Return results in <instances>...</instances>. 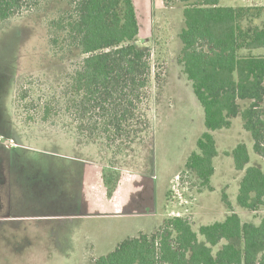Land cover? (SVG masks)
I'll return each instance as SVG.
<instances>
[{
	"label": "rangeland",
	"instance_id": "374dc122",
	"mask_svg": "<svg viewBox=\"0 0 264 264\" xmlns=\"http://www.w3.org/2000/svg\"><path fill=\"white\" fill-rule=\"evenodd\" d=\"M132 1L135 45L148 53L151 66L144 132L110 150L61 125H23L14 114L12 100L26 78L53 80L83 58L74 51L62 59L48 44L47 24L66 9V0L44 1L0 24V264H91L124 239L151 233L177 215L197 232L229 214L222 194L243 222L258 225L264 218L263 208L249 212L237 204L243 173L235 171L230 148L245 144L248 166L264 173L240 117L212 133L218 151L213 191L189 175L182 179L205 132L203 110L177 62L182 5Z\"/></svg>",
	"mask_w": 264,
	"mask_h": 264
},
{
	"label": "trees",
	"instance_id": "16d2710c",
	"mask_svg": "<svg viewBox=\"0 0 264 264\" xmlns=\"http://www.w3.org/2000/svg\"><path fill=\"white\" fill-rule=\"evenodd\" d=\"M44 1L49 0H0V24ZM165 1L182 5L177 62L204 115L205 132L181 177L189 175L200 188L213 191L218 151L212 133L229 129L233 119L240 117L254 153L264 161V7ZM66 4L47 24L48 44L62 59L74 51L83 58L53 80L26 78L12 100L15 117L23 125H61L109 150L128 145L144 132L151 82L149 55L135 45L139 26L133 1ZM230 155L235 171L243 173L238 206L249 212L264 209V173L248 166L245 144H237ZM221 201L229 211L222 222L194 232L187 218L168 217L151 233L124 239L91 264H264V218L258 225L243 222L226 194Z\"/></svg>",
	"mask_w": 264,
	"mask_h": 264
},
{
	"label": "crops",
	"instance_id": "0c3cea01",
	"mask_svg": "<svg viewBox=\"0 0 264 264\" xmlns=\"http://www.w3.org/2000/svg\"><path fill=\"white\" fill-rule=\"evenodd\" d=\"M239 0H220L219 2V5L222 6V7H232V8H235V7H264V0H259V2H256L254 4V6H245L247 3L245 4H241V3H238ZM245 1H248V0H245ZM249 3V2H248ZM9 144H13V145H16L15 143H12V140H10L8 142ZM4 147L6 148L7 145H4ZM234 146H232L230 149L231 151L234 149L233 148ZM139 216H145L144 214H138ZM159 225H156V228L158 227ZM154 228V230L156 229ZM152 230V231H154ZM140 233H143V234H146L147 232H137L136 236Z\"/></svg>",
	"mask_w": 264,
	"mask_h": 264
},
{
	"label": "built area",
	"instance_id": "2783aa9c",
	"mask_svg": "<svg viewBox=\"0 0 264 264\" xmlns=\"http://www.w3.org/2000/svg\"><path fill=\"white\" fill-rule=\"evenodd\" d=\"M177 217H179V215H177Z\"/></svg>",
	"mask_w": 264,
	"mask_h": 264
}]
</instances>
